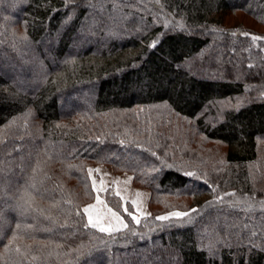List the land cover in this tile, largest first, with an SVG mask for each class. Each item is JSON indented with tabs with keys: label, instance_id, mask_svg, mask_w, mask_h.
<instances>
[{
	"label": "trees",
	"instance_id": "obj_1",
	"mask_svg": "<svg viewBox=\"0 0 264 264\" xmlns=\"http://www.w3.org/2000/svg\"><path fill=\"white\" fill-rule=\"evenodd\" d=\"M97 8V34L80 35ZM237 10L264 25V0H0V128L18 134L0 143V264H264V39H252L264 33L223 25ZM83 37L95 43L84 49ZM32 78L36 89L22 91ZM160 104L223 141L228 167L171 159V130L150 140L123 130L151 127ZM92 161L130 170L157 195H194L198 211L182 223L129 216L112 234L85 227L52 175L61 162L90 192ZM37 240L61 252L40 255Z\"/></svg>",
	"mask_w": 264,
	"mask_h": 264
},
{
	"label": "rangeland",
	"instance_id": "obj_2",
	"mask_svg": "<svg viewBox=\"0 0 264 264\" xmlns=\"http://www.w3.org/2000/svg\"><path fill=\"white\" fill-rule=\"evenodd\" d=\"M98 15H99L98 8L91 9L90 18L88 19V23H90V26L87 28V30H84L82 32L80 31L79 33L80 35L87 36L90 34H97L98 28L96 26V18L98 17ZM222 22L223 25H226L228 27L247 28L250 30L260 31L264 33V25H262L261 22H258L256 19H254L253 17H251L250 15L246 14L241 10H237L234 11L233 13L226 14ZM123 35L122 33L120 34L118 32L117 33L108 32L107 34L108 37H112L113 39H116L118 43L124 42L122 38L126 37V35L125 34ZM80 42H81V46L84 49H86L88 48L89 45H92L94 41L91 40L88 41L85 37H83L82 41ZM105 43L106 41L105 39H103L101 41V45H104ZM2 57L4 59V56ZM33 60H35L34 56L28 57V59L26 58V60H24V63L21 66H18V70H16L15 68L13 69L14 72L16 71L18 76H22L21 73L24 72L21 71L22 68L24 69L27 63H32ZM4 61H6V59L2 61V64L4 63ZM203 72L205 73L204 74L205 76H213L212 72H208V71H203ZM31 73L35 74L36 69L31 71ZM38 81L40 80H38L37 78H32L31 81L27 82V84L25 83V86L23 85L20 86V88L22 91H26L27 89L32 87L36 89V83H38ZM86 92L90 94L91 88H88ZM156 109L159 113V116L161 117L164 115L167 116H164V118L156 116L155 118L154 115H150L151 120L149 122L153 123V124H149V126L151 127H148L143 122L138 121V123H136L137 125L135 126V128H126L123 130L130 131L132 136L136 138H143L147 140H150L151 138L160 139L161 137H163V135H159L158 137L155 133L159 132L164 134L165 131L171 130L170 132L171 138H169V145L166 146L169 149L172 148L174 150H177V154H174V157L171 159H175L179 163H181V159H186L188 163L193 164V166L196 169H198L199 166L203 169H206L207 165H209L206 163H199L200 158L206 159L205 161L207 162L211 161L213 163L212 168H214L215 165L217 167L220 166L219 168L221 169L228 167V164L225 163L227 145L223 141L208 138L205 134L201 132L199 128H197V126H195L194 124L195 119L181 117L175 112H171L167 108V105H163V104L157 105ZM168 115H171V117L168 118ZM123 118H125L126 120L131 119L133 122H135L134 119H137V116L136 115L127 116L126 114H122L121 119ZM137 120H141V119L138 118ZM140 123L142 124V126L140 125ZM31 124H34V126L38 125V120L32 121ZM123 124L124 123L121 124L122 127L124 126ZM11 126L12 124L0 128V143L2 142L3 139H6L9 134H10L9 136L18 135L13 133L14 129ZM181 133H183L184 135H181ZM260 143L264 144V141L261 139ZM124 156L127 159H131L133 161L137 159V156L130 153H124ZM192 157L194 158V160L192 159ZM86 163L89 164L87 165V175L89 179L90 192L88 191L86 192L83 186L79 185V183L70 175H69L70 177H66L64 175L65 171L69 172L70 170L69 171L64 170L62 168L63 166L61 162L55 163L54 168L56 171L52 176L56 181V186H55L56 190H59V188H61L66 194L70 196V198L73 201L76 199L78 203L77 205H80V208L83 211L84 219L86 220L87 224H88V217L91 214L90 216L92 217L93 222L99 221L100 226L108 227L109 225H111L113 228H120L119 231H122L125 228L121 227L118 221L111 216V213L108 212L109 208L112 209L114 212H116L119 216H121L123 218L124 223H127L129 215L127 212L124 211L125 205L128 208V212H133L138 216L139 219H141V218H147L149 216L151 217V216L167 214L168 212H172V211L187 212L190 211V209L197 207L199 204V199L197 197H195L194 195H188L180 190L177 194L166 193V194L157 195V193L155 191H152V189L145 187L139 184L137 181H135L134 173H132L130 170H123L111 164L100 163L96 161L86 162ZM89 169H93V170L99 169V171H93L90 174ZM115 181H118V183H116ZM93 182H95V186H93ZM194 182L195 181H190L188 187L196 185ZM117 192H119V195H117ZM97 198H99L100 202H98ZM133 202H135V204ZM89 205H94V207H92V209L90 208L87 213L84 212V209ZM137 208H139L141 211L137 212L136 211ZM6 209L10 210V212L13 214H16V212L18 214L19 211L15 207L13 208L6 206ZM144 213H150L151 215H144ZM7 225L8 222L6 226ZM95 229L99 231L98 228ZM116 232L118 231H114L112 233H116ZM104 233H108V232H104ZM36 242L42 245V249L38 250L40 255L46 254L45 251L43 250L44 247H48L47 248L48 256L50 255V253L55 255L56 253L55 250L61 252V250L57 247V245H54V247H56L54 250L51 249L50 245L47 244L48 242L46 241L37 240ZM165 256L168 257L170 261L176 260L174 256L171 255L170 256L165 255ZM102 257L103 256H99L94 262L100 260ZM123 258H125L124 255H122L121 258L120 256L117 255L115 258V262L113 261L114 264H121V262L124 260ZM156 260L162 261V258L159 256L156 258ZM138 262L150 263V261H147V259L143 255H141V257L138 259Z\"/></svg>",
	"mask_w": 264,
	"mask_h": 264
},
{
	"label": "snow or ice",
	"instance_id": "obj_3",
	"mask_svg": "<svg viewBox=\"0 0 264 264\" xmlns=\"http://www.w3.org/2000/svg\"><path fill=\"white\" fill-rule=\"evenodd\" d=\"M236 33H233V35H235ZM244 36H248L250 35L249 33L245 32L243 33ZM252 39L253 40H261V39H264V37H258V36H255L253 35L252 36ZM150 47H156V44L155 42L150 45ZM249 67H252V65H249ZM93 171H99V169H89V173L91 174ZM187 175H193V173H187ZM116 183H118V181H115ZM93 186H95V182H93ZM117 195H119V192H117ZM98 199V202L99 201V198ZM102 203V202H101ZM135 204V202H133ZM94 207V205H89L87 206L85 209H84V212H88L90 208ZM124 211L128 213V215L132 218V220H134L137 224L140 223V219L138 218V216L136 214H134L133 212H128V208L127 206L125 205L124 207ZM137 212L141 211L139 208L136 209ZM198 209L196 208H193V209H190V211L188 212H182V211H172V212H168L167 214H162V215H157L155 217L156 220L158 221H169V220H176V221H180L181 223L183 222V218L185 217H190L192 213H195L197 212ZM108 212L111 213V216L114 217L118 223L120 224L121 227L123 228H127L128 227V224L127 223H124L123 221V218L121 216H119L116 212H114L112 209H108ZM144 215H151L150 213H144ZM91 226L92 228H99V231L100 232H108V233H112L114 231H119L120 228H113L111 225H109L108 227H103V226H100L99 224V221H96V222H93L92 220V217L89 215L88 217V224L85 225V227H89ZM213 256L215 255L214 252L211 253Z\"/></svg>",
	"mask_w": 264,
	"mask_h": 264
},
{
	"label": "crops",
	"instance_id": "obj_4",
	"mask_svg": "<svg viewBox=\"0 0 264 264\" xmlns=\"http://www.w3.org/2000/svg\"><path fill=\"white\" fill-rule=\"evenodd\" d=\"M92 209V208H91ZM91 213H92V210H91ZM89 214H90V212H89ZM91 215V214H90ZM99 229V228H98Z\"/></svg>",
	"mask_w": 264,
	"mask_h": 264
}]
</instances>
